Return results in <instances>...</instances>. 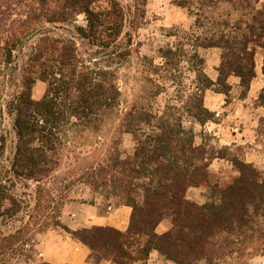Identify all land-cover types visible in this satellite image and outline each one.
Here are the masks:
<instances>
[{
  "label": "trees",
  "instance_id": "16d2710c",
  "mask_svg": "<svg viewBox=\"0 0 264 264\" xmlns=\"http://www.w3.org/2000/svg\"><path fill=\"white\" fill-rule=\"evenodd\" d=\"M97 1L31 0L25 19L10 21L2 15L9 16L21 3L0 0V156L6 146L1 128L7 114L16 137L10 161L16 178L37 183L48 178L72 138L97 132L106 118L120 112L115 65L129 54L119 47L123 11L114 0L97 11L93 8ZM228 1L236 11L240 4ZM239 7L241 17L226 24L230 33L214 34L210 44L199 46L223 51L220 75L237 77L244 97L256 77V49L264 51V4L246 0L245 8ZM81 14L85 27L77 26L75 32L61 28ZM45 24L59 26L68 37L52 36ZM81 45L95 48L93 54L84 56ZM16 52L23 58L21 63ZM160 54L167 61L174 53L168 47L161 48ZM38 80L46 90L36 101L32 88ZM223 83L230 87L226 80ZM196 84L193 118L204 126L214 114L205 108L203 93L214 81L198 69ZM258 100L263 105L264 86ZM120 113L121 129L135 142L133 154L124 158L114 149L108 161L90 168L84 179L131 208L128 229L94 226L72 231L49 214V206L36 200L32 207L25 197L12 194L15 185L0 169V226L19 224L11 232L0 230V264L37 260L49 264L39 256L36 237L52 224L115 264L145 263L153 251L174 264H241L264 252V179L251 164L229 159L238 177L224 187L209 186L208 200L197 204L187 199L188 189L207 184L212 160L226 156L196 145L194 130L184 125L176 106L154 111L135 104ZM257 132L264 136V118ZM165 216L172 226L158 234L156 228Z\"/></svg>",
  "mask_w": 264,
  "mask_h": 264
},
{
  "label": "rangeland",
  "instance_id": "374dc122",
  "mask_svg": "<svg viewBox=\"0 0 264 264\" xmlns=\"http://www.w3.org/2000/svg\"><path fill=\"white\" fill-rule=\"evenodd\" d=\"M30 1L14 0L15 3L21 4L15 5L14 11H9V16L2 15L3 18L10 17L8 18L10 21L25 19L28 11L26 6ZM114 1L120 5L124 16L119 47L129 52L125 60L115 65L116 80L121 92L119 111L125 112L135 104L151 107L154 111H162L167 105L176 106L183 117L184 125L194 130L195 144H204L210 154L226 156V160L212 162L208 183L188 189L187 199L197 204H203L209 198V186L218 184L224 187L236 179L239 172L229 159L237 158L251 164L264 179V136L258 135L257 132L260 119L264 118V108L256 112L255 128L244 127V124L240 122L245 119V114L241 110L243 106L237 101L243 93V88L237 85L239 79L233 75L227 78L220 75L219 69L223 57L221 49L199 46L200 44H210L214 34L218 36L221 33H230L231 28H227L226 24L228 22L233 24L236 19L241 17L243 9L239 6L242 5L245 8L246 0H234L235 4H240L236 7V11L228 0H213V2L212 0ZM256 1L264 4V0H248L251 5ZM108 6L109 0H99L93 5V8L99 11L108 8ZM86 24L85 16L81 14L76 15L74 21L61 28L75 32L74 28L85 27ZM44 26L54 37H68L64 29H58L59 26L49 24ZM3 29L9 30L10 28ZM2 38H6V35H3ZM35 40L36 38H33L30 42L33 43ZM215 40L220 41V38L217 37ZM168 47L173 49L174 54L166 61L161 57L160 49ZM94 50L95 48L90 46H80V52L84 56L92 55ZM15 54L21 63L23 59L20 57L21 54L19 52ZM263 58L264 51L257 48L256 70L260 73L262 80ZM198 69L203 70L214 81V86L205 91L207 93L206 105L217 107L219 110L217 113H213L212 121L207 122L204 126H201L193 118L196 113L194 107L198 103L196 96V71ZM225 80L230 86L229 88L224 85ZM35 84L32 88V98L40 100L45 93L46 84L39 80ZM260 84L263 87V82ZM219 92H227L229 95L225 97L223 93L218 95L219 100H211L210 96L215 98L214 93ZM259 93V91L256 92L255 98L257 99H250L245 105H261L262 103L258 100ZM233 99L237 100L233 101ZM224 108L225 110L222 111ZM120 112L106 118L97 132L72 138L63 148L58 165L48 178L39 183L16 178L10 171L16 137L12 130V117L6 114L1 128L2 134H5L6 137V146L4 153L0 156V169L15 185L12 194L25 197L30 201L32 207L36 200L40 201L43 206H49V214L59 217L60 222L63 208L67 206L70 198H74L78 203L97 204L101 212L107 211L109 205L119 204L117 197L111 195L107 190L93 189L85 182L84 177L90 168L105 164L116 148L121 151L124 158L133 154L135 142L132 135L124 133L121 129L122 114ZM232 112L234 121L237 120L236 123L234 122V129H236L234 132L239 134L235 139L237 142L234 146H230L233 140L230 127L232 119L227 117ZM219 113L220 115L216 116ZM241 133L243 136L240 135ZM252 141L254 143H250ZM224 147H228V150H224ZM5 206L8 207V203ZM18 225V223H11L7 226H0V230L11 232ZM52 225L47 230L57 228L67 234L62 228ZM171 226V218L165 216L157 226L156 232L158 234L165 233ZM132 250H135V247ZM101 255L102 252H92V262L98 264L102 259ZM32 264H40V262L37 260ZM136 264L174 263L166 260L157 251H153L145 263L138 262ZM199 264L206 263L201 261ZM241 264H264V252L256 254Z\"/></svg>",
  "mask_w": 264,
  "mask_h": 264
},
{
  "label": "crops",
  "instance_id": "0c3cea01",
  "mask_svg": "<svg viewBox=\"0 0 264 264\" xmlns=\"http://www.w3.org/2000/svg\"><path fill=\"white\" fill-rule=\"evenodd\" d=\"M256 77L250 84V88L247 94L243 97L233 99V101H238L242 104V112L245 114V119L240 120L241 123L244 124V127L247 129L250 127H256V120L254 117L256 116V112L260 111V109L264 108V104L262 105H245L248 103L250 99L255 98L256 92H261L262 88L260 85L263 82L264 86V77L263 80L260 78V73L256 70ZM262 68H261V77ZM36 85V84H35ZM238 87H240L239 82L237 83ZM260 86V88H258ZM258 89V90H257ZM215 98L210 96L211 100L217 101L218 95L223 93H214ZM260 94V93H259ZM225 97H228V94H224ZM38 101V100H36ZM207 101V93L203 94V104L206 109H208L212 113H217L219 110L217 107H209L206 105ZM227 103V102H225ZM215 108V109H213ZM227 108V107H226ZM225 110L222 109V111ZM229 111V110H228ZM216 114V116H219ZM227 117H231L230 127L232 128L231 137L233 138L230 146H234L236 138H238L239 134H236L234 131V122L236 123V119L234 121L233 112L230 113ZM238 123V122H237ZM220 125V124H219ZM240 126V125H239ZM240 135L243 136V133ZM250 141V140H249ZM254 143V141L250 142ZM214 160H226V159H214ZM212 160V162L214 161ZM212 162L209 167V172L212 166ZM131 216V208L119 204H115V206L109 205L107 207V211L101 212L97 204L92 203H84V202H75L74 198H70L67 206L63 208V212L61 215V223L69 228L72 231H76L79 229L91 228L93 226H106L115 228L121 232H125L130 223ZM37 251L39 253L40 258L49 263V264H94L92 262L93 256L92 251L82 243L73 239L70 235L63 233L61 230L57 228H53L47 230L43 233L38 234L37 236ZM138 263V262H137ZM98 264H115L110 260L101 259ZM136 264V263H135Z\"/></svg>",
  "mask_w": 264,
  "mask_h": 264
}]
</instances>
